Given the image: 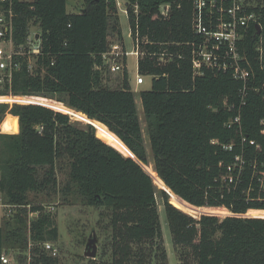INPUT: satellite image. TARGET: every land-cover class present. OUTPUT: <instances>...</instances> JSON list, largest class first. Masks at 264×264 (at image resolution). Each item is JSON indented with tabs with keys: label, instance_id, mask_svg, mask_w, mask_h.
I'll list each match as a JSON object with an SVG mask.
<instances>
[{
	"label": "trees",
	"instance_id": "1",
	"mask_svg": "<svg viewBox=\"0 0 264 264\" xmlns=\"http://www.w3.org/2000/svg\"><path fill=\"white\" fill-rule=\"evenodd\" d=\"M124 1L132 37L153 43L143 45L147 53L138 62V73L152 77L151 89L140 92L150 151L126 67L112 72L102 62L114 41H123L115 0H83L84 7L77 13L68 12L69 0L16 1L14 41L26 53L15 58L20 68L0 88V97H22L72 111L64 114L38 104L0 103V125L8 114L19 117V133L0 132V192L3 204L15 208L0 226V252L15 255L21 264H27L28 252L29 264H58L41 248L44 242L59 241L55 217L30 200L32 193L53 192L66 203L73 198L103 209L100 217L108 221L111 231L108 264H166L159 193L178 264H264V219L239 217L250 211L264 213L252 177L255 158L259 165L264 163L261 93L250 92L239 109L242 83L231 74L206 71L194 79L189 45L195 38L194 0ZM246 3L249 12L256 14L262 34L255 37L252 27L243 46L264 84V0ZM165 4L171 5L169 17L153 19ZM136 5L138 16L133 10ZM30 24L40 28L39 55L28 54ZM258 42L263 50L261 64L255 50ZM164 50L172 56L167 65L160 66L156 57L148 55ZM109 73L121 74L120 88L108 86ZM229 104L235 105L233 111L227 109ZM239 112L243 133L259 142L263 152L255 155L253 149L246 150L241 182L232 184L224 178L232 173L240 154V138L236 129L225 125ZM79 114L87 122L97 121L98 131L106 127L124 144L123 151L144 165L150 164L152 155L161 187L184 203L208 214L233 216L195 219L175 208L148 171L149 175L98 138L94 127L73 122L70 115L77 120ZM231 143L236 144L233 151L223 149ZM60 173L65 176L62 184ZM33 214L37 217L30 218Z\"/></svg>",
	"mask_w": 264,
	"mask_h": 264
},
{
	"label": "built area",
	"instance_id": "2",
	"mask_svg": "<svg viewBox=\"0 0 264 264\" xmlns=\"http://www.w3.org/2000/svg\"><path fill=\"white\" fill-rule=\"evenodd\" d=\"M16 1L32 2L33 0H0V88L5 84H9L12 79L13 72L20 68V63L15 62V58L24 55L25 49L18 47L14 41L15 29V11ZM117 8L124 7L123 13L128 17V8L124 1L115 0ZM136 16L139 15V7L136 5L133 8ZM193 31L195 38L189 43L191 48V63L193 77H202L206 71L214 73H229L237 82L242 83L240 91L241 105L239 109L246 105L247 98L250 92L261 93L264 100V84L261 82L257 74L254 63L246 52L243 46V40L250 33L252 27L260 26L257 16L253 12H249L246 0H194L193 3ZM171 13V5L165 4L160 6L159 13L153 19H167ZM261 27V26H260ZM38 37V38H37ZM131 39L134 44V51H126L124 44L115 43L102 56V62L112 72L123 70L126 67V59L128 56H134L139 60L146 56V50L143 45L152 46L153 43L147 39H141L137 35ZM26 45L29 55H39L42 50L41 33L28 34ZM259 54V62L262 63L263 50L261 43L258 42L255 47ZM148 55L152 58H157L160 66L167 65L171 62L172 56L167 50L163 52H149ZM138 69V64H137ZM264 72V66H261ZM145 76L137 74L136 86H142L145 83ZM229 111L235 109L234 104L227 106ZM69 115V114H68ZM71 119L72 116L70 115ZM242 116L240 112L230 118L226 123L229 129H236L240 138L238 147L240 154L236 156L232 166V173L224 178V181L230 183H239L243 175V170L246 166L245 156L246 150L253 149L255 155L263 152L262 145L255 139H250L242 130ZM260 133L264 136V116L260 122ZM216 144L215 141L212 142ZM236 144L231 143L223 146L226 151H233ZM252 177L258 183L259 196L258 201L264 202V163L259 165L255 158L252 165ZM249 189L247 195L250 196ZM0 209H10L9 214L15 210L12 206H6L1 199ZM258 212V211H250ZM207 215V214H205ZM212 216V215H211ZM233 216V215H230ZM239 216V215H238ZM243 216V215H241ZM6 216L1 215V218ZM258 218V217H253ZM264 219V218H263ZM31 248V244L29 246ZM42 250L49 254L52 258L57 257V250L50 243H43ZM27 264L31 261L30 253L28 252ZM0 264H21L15 255H11L6 250L0 252Z\"/></svg>",
	"mask_w": 264,
	"mask_h": 264
},
{
	"label": "rangeland",
	"instance_id": "3",
	"mask_svg": "<svg viewBox=\"0 0 264 264\" xmlns=\"http://www.w3.org/2000/svg\"><path fill=\"white\" fill-rule=\"evenodd\" d=\"M124 4V0H122ZM84 7L83 0H69L68 3V12L77 13L81 8ZM124 7H122L119 11L120 18V27L121 33L123 37V41H114L115 43L124 44L126 51H134V44L131 39V30L129 20L126 14L123 13ZM30 33H39L40 28L38 26H34L30 24ZM112 44V45H113ZM111 47V46H110ZM138 60L134 56H128L126 59V69L129 75L130 86L132 92L134 93L135 100L137 103L140 120L142 123L143 134L146 142V147L150 151L149 147V139L146 132V124L144 120L143 108L140 100V92L142 90H149L152 86V77H144L145 83L142 86H136V76L138 74L137 69ZM121 74H110L109 73V83L108 86L112 89L121 87ZM0 103H6L9 105L14 104H26L31 103L29 100H26L22 97H0ZM45 107L52 108L55 111L61 113L71 112L72 110L65 106H56L52 104H42ZM78 117L72 119L73 122H78L80 125L85 126L86 122H84V117ZM94 121V120H93ZM94 124L96 122H93ZM104 126V125H103ZM97 127V126H96ZM102 131L97 132L98 138L103 140L106 144L110 145L114 149H116L119 153H121L124 157L130 158L131 154L125 152L123 150L126 149L124 144L116 137L113 133H111L106 127H101ZM0 132L7 134H17L19 133V119L18 117L7 115L4 122L0 125ZM150 164L145 165L144 169L148 171L154 181V184L160 190L161 185L159 180L157 179L154 169H153V158L152 155L149 157ZM65 180V176L60 173L58 175V181L62 184ZM169 191V190H168ZM172 195V198L169 197V202L175 208L179 209L182 212H185L187 215L199 219L201 216L214 215L219 217L220 219H225L226 217L233 214H217V213H206L202 210L193 208L188 204L181 201L175 194L169 191ZM2 199V194L0 192V204ZM30 200L33 202L32 205H42L45 207L46 212L50 213L51 216L55 217L58 229H59V241L58 242H47L54 246L57 250V259L58 264H91L93 259L85 257L86 245L90 238L95 235L97 239V264H108L112 259V248H111V231L108 227V221L104 218L100 217L103 209H97L93 207H89L83 204L80 200H76L70 198V202L66 203L62 199L61 194H48V192L41 194H30ZM157 203L160 212V230L162 233V242L165 246L167 252V262L166 264H178V260L173 248L172 236L168 225L167 216L164 212V202L161 195L157 194ZM10 209H0V226L4 222V218H1V215L6 216L7 219L10 217L9 214ZM258 212H251L250 214H246L243 216H239L242 218H264V213L260 214ZM13 213V212H12ZM225 213V212H224ZM36 218L37 214H33L30 218ZM45 243V242H44ZM43 244V243H42ZM42 246V245H41ZM42 248V247H41ZM155 261L152 262L154 264Z\"/></svg>",
	"mask_w": 264,
	"mask_h": 264
},
{
	"label": "water",
	"instance_id": "4",
	"mask_svg": "<svg viewBox=\"0 0 264 264\" xmlns=\"http://www.w3.org/2000/svg\"><path fill=\"white\" fill-rule=\"evenodd\" d=\"M261 34H262L261 27L260 26H256V35H255V37H260ZM26 104H38V105H42L39 102L26 103ZM42 106H44V105H42ZM18 119H19V117H18ZM88 120H89V122H87L86 125H90V126L94 127L95 130H97V127L93 123V120H90V119H88ZM96 136H97V132H96ZM130 158L133 159L134 161H136L144 169V166L145 165L141 161H139L133 154H132V156ZM144 171L149 175V173L145 169H144ZM160 189L163 190L165 193H167L170 198H172V195L170 194V192H169L170 190L168 188L167 189L169 191L167 189H164V188H160ZM97 250H98V247H97V239H96L95 235H93V237L90 238L88 240V242H87L85 257L90 258V259H96V257H97Z\"/></svg>",
	"mask_w": 264,
	"mask_h": 264
},
{
	"label": "crops",
	"instance_id": "5",
	"mask_svg": "<svg viewBox=\"0 0 264 264\" xmlns=\"http://www.w3.org/2000/svg\"><path fill=\"white\" fill-rule=\"evenodd\" d=\"M81 116L84 117V122L87 123V117H86L84 114H79V115H78V117H81ZM78 117H77V119H78ZM83 117H82V118H83ZM95 122H97V121H95Z\"/></svg>",
	"mask_w": 264,
	"mask_h": 264
}]
</instances>
